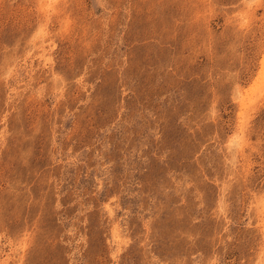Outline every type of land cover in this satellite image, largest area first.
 Here are the masks:
<instances>
[{
  "label": "rangeland",
  "instance_id": "374dc122",
  "mask_svg": "<svg viewBox=\"0 0 264 264\" xmlns=\"http://www.w3.org/2000/svg\"><path fill=\"white\" fill-rule=\"evenodd\" d=\"M263 62L264 0H0V264H264Z\"/></svg>",
  "mask_w": 264,
  "mask_h": 264
},
{
  "label": "bare ground",
  "instance_id": "6f19581e",
  "mask_svg": "<svg viewBox=\"0 0 264 264\" xmlns=\"http://www.w3.org/2000/svg\"><path fill=\"white\" fill-rule=\"evenodd\" d=\"M42 54H43L42 57H45V56H46V51L44 50V52H43ZM263 63H264V62H263ZM263 65H264V64H263ZM263 71H264V67H263ZM263 71H262V72H263ZM263 74H264V72H263ZM262 80H264V77H263V75L261 74L258 83H259V82L261 83ZM260 83H259V84H260ZM243 101H245V99H243Z\"/></svg>",
  "mask_w": 264,
  "mask_h": 264
}]
</instances>
